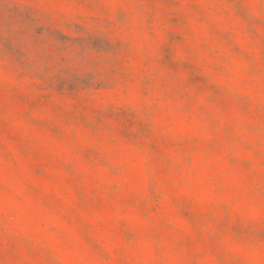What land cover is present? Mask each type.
I'll return each instance as SVG.
<instances>
[{
	"label": "rangeland",
	"instance_id": "374dc122",
	"mask_svg": "<svg viewBox=\"0 0 264 264\" xmlns=\"http://www.w3.org/2000/svg\"><path fill=\"white\" fill-rule=\"evenodd\" d=\"M0 264H264V0H0Z\"/></svg>",
	"mask_w": 264,
	"mask_h": 264
}]
</instances>
